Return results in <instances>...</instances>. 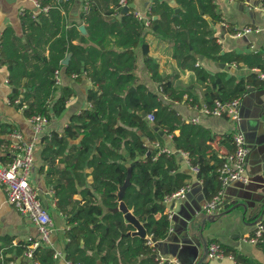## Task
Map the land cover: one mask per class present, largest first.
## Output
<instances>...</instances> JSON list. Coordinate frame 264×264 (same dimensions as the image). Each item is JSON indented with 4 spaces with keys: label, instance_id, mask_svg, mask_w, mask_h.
<instances>
[{
    "label": "trees",
    "instance_id": "1",
    "mask_svg": "<svg viewBox=\"0 0 264 264\" xmlns=\"http://www.w3.org/2000/svg\"><path fill=\"white\" fill-rule=\"evenodd\" d=\"M37 2V11L25 10L19 17L22 30L28 31L23 42L12 27H6L0 36V64L8 69L9 84L20 90L12 95L13 102L19 97L15 103L28 118L43 115L49 120L61 114L73 94L69 86L56 84L57 69L64 68L68 75L85 73L95 86L87 92L90 106L71 117L64 133L52 131L40 138L45 145L43 158L50 163L48 169L46 164L43 169L45 176L54 185L56 206L70 225L64 233V256L78 264H160L147 238L127 234L133 225L122 212L110 211L119 204L120 187L130 174L122 200L148 236L155 242L163 240L170 228L163 201L188 184L190 178L179 168L178 151L186 152L190 164L198 167L196 177L201 181L203 198L210 201L221 188L217 169L234 149L233 133L223 134L220 142L227 145L228 151L217 154L210 144L217 136L209 128L182 119L159 98L158 92L140 81L135 48H141L145 66L159 83L161 93L171 101L192 105H211L215 99L228 103L242 98L249 87L264 84L255 72L240 79L227 77L226 70L211 74L197 64L196 55L219 63L258 67L264 72V54L223 51L209 24L211 20L221 21L215 0H175L181 7L178 12L176 5L154 0L147 25L133 8L121 13L119 0H85L81 14L85 36L76 27L65 25L63 11L74 0ZM261 3L264 8V0ZM43 7H47L46 12ZM154 15L158 18H152ZM148 29L172 43V56L180 69L194 72L204 87L202 102L194 87L180 89L158 72L144 41ZM74 38L79 39L77 44L72 42ZM45 49L47 55L43 54ZM68 53L69 60L63 64ZM150 113L154 116L152 122L147 119ZM154 126L170 135L174 147L171 152L150 147L155 141L164 146L163 137ZM4 133L2 126L0 145L6 142ZM73 139L78 142L71 144ZM55 159L64 166L56 167ZM85 169L90 172L85 173ZM88 175L90 186L86 185ZM75 194L81 199H75ZM262 224V241L256 244L264 250ZM11 243L8 239L0 246V264H54V249L46 245L33 248L32 258L27 259L24 252L32 241ZM219 245L238 262L249 264L235 250ZM21 256L24 259L17 263L16 258Z\"/></svg>",
    "mask_w": 264,
    "mask_h": 264
},
{
    "label": "crops",
    "instance_id": "2",
    "mask_svg": "<svg viewBox=\"0 0 264 264\" xmlns=\"http://www.w3.org/2000/svg\"><path fill=\"white\" fill-rule=\"evenodd\" d=\"M62 1V0H58ZM85 0H74L66 11H63L65 17V25L67 28L74 26L79 30V27L85 23L82 19ZM154 0H134L135 13H139L145 24L148 23L149 7ZM161 1V0H160ZM171 5H176L175 0H166ZM217 8L221 13V21H209L210 30L217 42L223 46V51H234L236 53L260 52L264 54V8L261 0H215ZM177 6V5H176ZM179 7V6H177ZM181 10V7H179ZM25 10L37 11L33 0H0V36L6 27H12L20 41L25 40V34L28 31H23L20 15ZM152 18H158L157 15ZM140 19V18H139ZM250 27L251 32L241 36H235V32L243 27ZM230 30H235L233 33ZM82 35L85 32L79 30ZM49 33V31H47ZM144 41L148 47V55L153 58L157 64L158 72L170 80L172 84L178 88L194 87V93L202 102L204 87L197 80L193 71L182 70L177 66V62L172 56V43L169 40L163 39L151 30H147L144 35ZM74 44L79 42L78 38L72 41ZM43 43V42H42ZM48 50H43V54L47 55ZM136 56V73L141 82L146 84L150 90L158 92L159 98L165 103L170 104L172 108L178 112L182 119L190 121L192 118H197L196 123L209 128L217 137L210 141L212 149L217 154H224L228 151L227 145L221 143L220 140L223 134L234 133L240 129L245 135V140L250 147V153L247 157V173L250 181L247 184L233 182L225 187L223 206L214 222L209 223L212 227V232L207 235L208 242H217L223 244L249 260V264H264V250L257 244L250 243L246 240L247 236L252 235L257 224L264 222V84L263 86H251L248 92L241 98L238 113L240 120L238 124L231 121L225 116L206 115L201 113L198 108L191 106L185 101H171L167 95L161 93L159 83L151 76V72L145 66L144 54L138 46L135 48ZM70 53L67 54V62ZM197 57V55H196ZM66 62V63H67ZM63 63V61H62ZM63 63V64H66ZM197 64H201L207 72L213 74L219 70H226L227 77L234 76L236 79L243 78L253 72L260 71L258 67H248L247 65L238 66L235 63H224V67L220 66L219 62L209 59L202 60L197 58ZM56 84L60 86H69L73 94L68 99L65 109L58 116H52L42 128L39 135V140L34 143L33 147V167L31 170L29 181L37 191L39 197L47 208L51 217L50 229V244H43L55 252H60V255L52 260L54 264H69L73 263L67 260L64 256V246L66 243L65 231L70 227L67 223L65 215L56 206L54 199V185L45 176L46 169L50 163L43 158L44 144L41 141L43 135H48L52 131L59 134L64 133L66 126L70 123L71 117L78 114L81 110L88 108L90 103L87 99L89 89L95 88L90 79L82 73L80 75H68L64 72V68H59L55 73ZM264 83V82H263ZM15 89V91H13ZM20 90L11 86L8 82V69L5 65H0V130L4 126L5 133L2 135L5 142L0 145V164H6L19 155V151L13 148L12 144L15 138L13 132H18L21 136V141L24 143L33 140L34 131L28 118L23 113V108H20L16 101L13 102L12 95ZM59 90L56 91V94ZM252 94V95H250ZM186 96V95H185ZM262 102V107H259V102ZM263 122V131L259 127V123ZM158 130H161L158 128ZM163 131V130H161ZM158 132V131H157ZM159 133V132H158ZM178 134V130L175 132ZM163 137L164 146L173 149L170 135L159 134ZM78 139L70 140V143H77ZM258 144L259 150L255 147ZM179 157L180 170L190 174L188 183L192 186V192L186 198L174 204L165 205V213L168 210L166 207L175 208V219L173 222L174 230L171 236L169 235L156 242H152L154 252H162L163 255L176 258L180 264H189L195 257V248L189 243L181 239V244L175 242L176 236L183 233V224L188 215L199 210L200 204L205 201L203 198L200 201L202 194V186L197 182L196 174L191 171L187 163L186 156L177 154ZM56 167H63L64 163L55 159ZM85 173H89L90 169H85ZM91 175L86 177V185L90 186ZM80 189L79 186H77ZM98 199L97 192L94 193ZM75 199H81L79 194L74 195ZM165 204V202L163 201ZM242 204H245L244 210ZM129 209V208H128ZM131 210V209H129ZM132 211V210H131ZM159 215H157L158 217ZM261 218V219H260ZM171 224L170 228L173 227ZM129 230V231H133ZM131 235V234H129ZM138 236V235H137ZM40 234L37 226L27 215L20 214L17 209L11 205L6 196V191L3 185L0 184V246L6 244L8 239H11V244L16 245L17 242H27L30 240H38ZM147 240L151 238L146 234ZM29 240V241H30ZM150 245V244H149ZM185 245L186 248H185ZM155 256V253H154ZM23 256L17 257L16 262H20ZM24 259V258H23ZM237 261V260H236ZM209 264H235V261L230 258L211 259Z\"/></svg>",
    "mask_w": 264,
    "mask_h": 264
},
{
    "label": "built area",
    "instance_id": "3",
    "mask_svg": "<svg viewBox=\"0 0 264 264\" xmlns=\"http://www.w3.org/2000/svg\"><path fill=\"white\" fill-rule=\"evenodd\" d=\"M36 9L38 8L37 0H33ZM121 9L128 5L126 0H119ZM85 8V7H84ZM43 11H47V7H43ZM138 18H142L139 13H135ZM251 32L250 27H243L241 30L235 32V36H241ZM1 65V64H0ZM258 78L264 82V72H258ZM186 97V96H185ZM241 98H237L231 102L223 103L218 99H215L213 104L208 105L205 102L200 104H190L199 109L201 113L206 115L225 116L231 121L236 122L240 120L238 113V106ZM149 122L154 120L152 113L147 115ZM48 120L43 115H35L30 118L32 129L34 131L33 140L31 142L24 143L21 141V136L18 132H13L12 136L15 138V142L12 144L13 148L18 150L19 155L15 156L12 161L6 164H0V184L4 186L8 202L13 205L17 211L22 215H27L31 218L34 224L37 226L40 238L38 240H31L32 243L28 246L24 252V257L27 259L32 258V249L42 244H50V229H51V217L50 214L39 197L35 188L31 185L29 178L33 167V147L34 143L39 140V135L42 131L43 125ZM191 122L196 123L197 118H192ZM234 149L232 152L224 156L222 164L218 167L219 180L221 188L218 194L215 195L210 201L205 200L201 204V209L209 214H217L224 202V190L229 184L238 182L241 184H247L250 181V177L247 173V157L250 152L245 135L242 130L237 129L233 133ZM150 147L158 148L162 152H171V149L161 146L158 142H151ZM178 154L186 156L187 163L194 174H197L198 167L191 165L187 153L184 151H178ZM197 182L201 184V181L197 178ZM192 191L191 184L182 186L164 199L165 204H170L176 200H183L187 194ZM168 210L166 214L168 216L170 225L173 215V208L166 207ZM171 227V226H170ZM171 230V228H169ZM263 224L258 223L255 231L252 235L247 236L246 240L250 243L256 244L262 241ZM30 240V239H29ZM152 245L150 238L147 241ZM60 255V252H55L54 257ZM208 256L211 259H224L230 258L235 261V264H244L235 260L234 256L226 254L221 246L217 242H209L208 244ZM155 257L160 264L168 262L171 264H180V262L173 257L165 256L155 251ZM28 264H39L37 261H29ZM78 264V263H69Z\"/></svg>",
    "mask_w": 264,
    "mask_h": 264
},
{
    "label": "water",
    "instance_id": "4",
    "mask_svg": "<svg viewBox=\"0 0 264 264\" xmlns=\"http://www.w3.org/2000/svg\"><path fill=\"white\" fill-rule=\"evenodd\" d=\"M134 7H135V4L130 3L121 9V13H125V12L129 11L130 8H134ZM179 10H180V8H176L175 12H178ZM79 30L82 32H85V27L83 25H81L79 27ZM197 58L202 60L203 56L197 55ZM66 62H67V59H64L63 63H66ZM224 65H225L224 63H220V66L222 68L224 67ZM249 89H251V88L249 87L248 90ZM13 91H15V89H13ZM250 95H252V94H250ZM259 105H260L259 107H262L263 103L260 101ZM142 116L145 117L146 113L142 112ZM259 127L263 131V122L259 123ZM154 130L158 131L159 134H163V131L158 130V127H156V126H154ZM255 149L259 150L258 144L256 145ZM263 161H264V159H263ZM129 176H130V174L127 175V178H126L124 184L119 189V192H118L119 204H118V206L110 209V211L122 212L125 220L128 223L133 225L134 230L128 231L127 234L145 237L146 231H145L143 224L135 217L133 212L128 209V207L125 205V203L122 200L123 192H124L126 186L130 183ZM190 193H188V194H190ZM202 200H203V197L201 196L200 201H202ZM179 201H181V200H176L174 202V204L179 202ZM201 204H200L199 210L197 212H195V213L191 212L188 215V217L185 219L186 221L183 224V233L180 234L179 236H176V240H175V242L178 243L179 246L182 245L181 239H183L185 241L184 243H189L191 246H193L195 248V250H196L195 257L192 260V262H190L189 264H209V262L211 260V258L208 256V244H209V242L207 240V235L212 232V227L209 225V223L214 222L215 219L217 218L218 214H209V213L205 212L204 210L201 209ZM225 204H226V202L224 199L222 206L219 208H222L223 206H225ZM165 205H169V204H165ZM242 207L244 210L246 209L245 204H242ZM175 212H176V210L174 208L173 215L171 218V224L172 225H173V222L175 219ZM173 230H174V225L171 228V230H169V232H168L169 237L173 233ZM150 240L152 242H155L154 238H150ZM186 246L187 245H185V248H186ZM159 253L163 254L162 252H159Z\"/></svg>",
    "mask_w": 264,
    "mask_h": 264
}]
</instances>
